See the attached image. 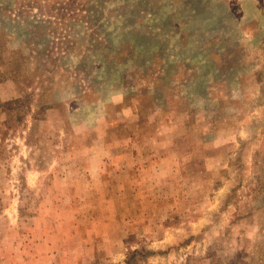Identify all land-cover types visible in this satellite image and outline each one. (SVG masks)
I'll return each mask as SVG.
<instances>
[{"label": "rangeland", "instance_id": "obj_1", "mask_svg": "<svg viewBox=\"0 0 264 264\" xmlns=\"http://www.w3.org/2000/svg\"><path fill=\"white\" fill-rule=\"evenodd\" d=\"M0 264H264V0H0Z\"/></svg>", "mask_w": 264, "mask_h": 264}]
</instances>
